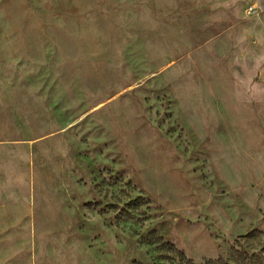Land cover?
<instances>
[{"label": "rangeland", "instance_id": "obj_1", "mask_svg": "<svg viewBox=\"0 0 264 264\" xmlns=\"http://www.w3.org/2000/svg\"><path fill=\"white\" fill-rule=\"evenodd\" d=\"M162 242L264 264V0H0V264Z\"/></svg>", "mask_w": 264, "mask_h": 264}, {"label": "trees", "instance_id": "obj_2", "mask_svg": "<svg viewBox=\"0 0 264 264\" xmlns=\"http://www.w3.org/2000/svg\"><path fill=\"white\" fill-rule=\"evenodd\" d=\"M91 206V204H89ZM155 239L160 240L159 237L155 236ZM161 247L163 253L160 258L165 262L163 264H199L195 263L192 259L185 256L182 250H179L175 245L162 242ZM206 264H228L223 258H219L217 261L209 260Z\"/></svg>", "mask_w": 264, "mask_h": 264}, {"label": "built area", "instance_id": "obj_3", "mask_svg": "<svg viewBox=\"0 0 264 264\" xmlns=\"http://www.w3.org/2000/svg\"><path fill=\"white\" fill-rule=\"evenodd\" d=\"M256 11H257V7L255 5H251L248 9V12L251 14L256 12Z\"/></svg>", "mask_w": 264, "mask_h": 264}]
</instances>
